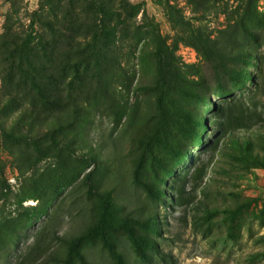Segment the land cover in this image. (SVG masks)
Wrapping results in <instances>:
<instances>
[{
    "label": "rangeland",
    "instance_id": "374dc122",
    "mask_svg": "<svg viewBox=\"0 0 264 264\" xmlns=\"http://www.w3.org/2000/svg\"><path fill=\"white\" fill-rule=\"evenodd\" d=\"M118 258L264 264V0H0V264Z\"/></svg>",
    "mask_w": 264,
    "mask_h": 264
},
{
    "label": "trees",
    "instance_id": "16d2710c",
    "mask_svg": "<svg viewBox=\"0 0 264 264\" xmlns=\"http://www.w3.org/2000/svg\"><path fill=\"white\" fill-rule=\"evenodd\" d=\"M159 64H160L159 66L162 69V71L160 72V76H159L160 77V81L159 82L160 83H164V85H165V82L167 80L165 79V75H164L165 74V69H164V72H163V68H165L166 63L162 59V60H160ZM100 228H101L102 231H105V229H107V228L108 229H114L115 230V229H118V228H125V226L123 224H119L118 226H115L114 227V226L108 224L107 223V215H106V212L104 211L103 214H102V216H101V225H100ZM128 235L135 242L136 247H137V250L139 251L141 257L144 258L143 251L139 247V245H138L139 243H138L137 239L134 237L133 233L128 232ZM73 246L75 247L76 246V243H73ZM70 255H71V253H70ZM116 262H117V264H123L119 258L117 259ZM64 264H69V261L68 260H65V263Z\"/></svg>",
    "mask_w": 264,
    "mask_h": 264
}]
</instances>
